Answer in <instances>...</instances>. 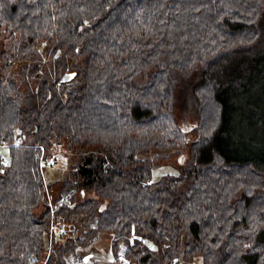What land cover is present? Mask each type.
Segmentation results:
<instances>
[{"label": "trees", "instance_id": "obj_1", "mask_svg": "<svg viewBox=\"0 0 264 264\" xmlns=\"http://www.w3.org/2000/svg\"><path fill=\"white\" fill-rule=\"evenodd\" d=\"M262 80L264 0H0V264H264V145L226 133Z\"/></svg>", "mask_w": 264, "mask_h": 264}, {"label": "rangeland", "instance_id": "obj_2", "mask_svg": "<svg viewBox=\"0 0 264 264\" xmlns=\"http://www.w3.org/2000/svg\"><path fill=\"white\" fill-rule=\"evenodd\" d=\"M233 101L235 105L242 107L244 110L241 113L237 112L233 114L228 121L226 133L230 140L231 148L236 147L244 153L245 150L256 143L264 145V80L258 83L252 81L240 95L234 97ZM195 116L194 110H183L179 106L177 120L183 129L186 130L190 139L197 136V132L193 131V126L196 123ZM261 148L259 147L258 149ZM3 150V153H6V150ZM53 154L59 158L58 166L51 167L47 164V166L43 167V174L48 184L63 177L70 169L75 157V154L68 151L65 147L63 148V145L55 148ZM249 154L250 151L248 152ZM182 155V162H184L189 154L188 152H184ZM179 159H181V154H173L170 158L160 161L161 167L154 171L155 180L161 174L177 173L176 168ZM76 234H78L77 228L75 234L73 233L72 236H76ZM80 251L87 257H92L98 263L110 264L112 262L110 236L107 234H101L91 248L87 250L81 249ZM178 264H202V258L197 257L192 263Z\"/></svg>", "mask_w": 264, "mask_h": 264}, {"label": "built area", "instance_id": "obj_3", "mask_svg": "<svg viewBox=\"0 0 264 264\" xmlns=\"http://www.w3.org/2000/svg\"><path fill=\"white\" fill-rule=\"evenodd\" d=\"M61 146H62L61 143L57 144V147H61ZM45 162H46V165L48 164L51 167H56L59 164V158H58L57 155L52 154V155H49L46 158ZM6 164H8L7 159L4 158V157H1L0 158V167L3 166V165H6ZM67 202H68V200L66 198H64L62 200V203H64V204H66ZM54 230L56 232H60V233H66L67 232V229H66V227L64 225H57V226L54 227Z\"/></svg>", "mask_w": 264, "mask_h": 264}, {"label": "water", "instance_id": "obj_4", "mask_svg": "<svg viewBox=\"0 0 264 264\" xmlns=\"http://www.w3.org/2000/svg\"><path fill=\"white\" fill-rule=\"evenodd\" d=\"M75 76V73L72 72V73H66L63 78H62V82H68L70 81L72 78H74ZM179 161H181V159H179Z\"/></svg>", "mask_w": 264, "mask_h": 264}, {"label": "crops", "instance_id": "obj_5", "mask_svg": "<svg viewBox=\"0 0 264 264\" xmlns=\"http://www.w3.org/2000/svg\"><path fill=\"white\" fill-rule=\"evenodd\" d=\"M3 149L6 150V148L4 147L3 144H1V141H0V157H4L7 159L6 153H3V151H4Z\"/></svg>", "mask_w": 264, "mask_h": 264}]
</instances>
